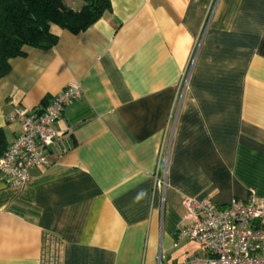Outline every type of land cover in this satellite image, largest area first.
<instances>
[{"label": "crops", "instance_id": "crops-1", "mask_svg": "<svg viewBox=\"0 0 264 264\" xmlns=\"http://www.w3.org/2000/svg\"><path fill=\"white\" fill-rule=\"evenodd\" d=\"M109 3L77 34L52 27L56 44L24 47L0 79L5 149L20 135L13 107L80 88L50 164L22 191L0 180V264H187L202 247L178 240L184 197L264 200V0Z\"/></svg>", "mask_w": 264, "mask_h": 264}, {"label": "built area", "instance_id": "built-area-1", "mask_svg": "<svg viewBox=\"0 0 264 264\" xmlns=\"http://www.w3.org/2000/svg\"><path fill=\"white\" fill-rule=\"evenodd\" d=\"M207 28V23L204 30ZM188 60L191 66L193 52ZM189 68V67H188ZM186 75L180 82L184 91ZM80 97V88L71 85L49 99L42 108L26 111L12 108L6 120L17 123L20 135L0 156V180L12 190H24L30 181V171L48 166L46 155L57 138L54 129L64 107ZM168 150L160 147L158 164L166 167ZM166 168L154 173V190L163 198L166 188ZM184 226L178 230V240L199 244L202 251L187 264H264V200L255 201L251 195L245 203L232 201L225 207L211 204L207 199L184 197L182 200Z\"/></svg>", "mask_w": 264, "mask_h": 264}, {"label": "trees", "instance_id": "trees-1", "mask_svg": "<svg viewBox=\"0 0 264 264\" xmlns=\"http://www.w3.org/2000/svg\"><path fill=\"white\" fill-rule=\"evenodd\" d=\"M66 1L0 0V79L10 71L9 60L24 55V47H53L52 27L77 34L110 9L109 0H80L78 11L66 7ZM5 150L0 134V156Z\"/></svg>", "mask_w": 264, "mask_h": 264}]
</instances>
